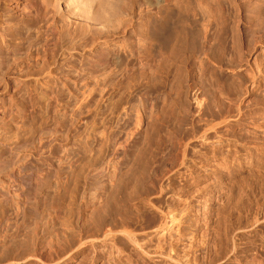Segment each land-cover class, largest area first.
<instances>
[{
  "label": "rangeland",
  "instance_id": "rangeland-1",
  "mask_svg": "<svg viewBox=\"0 0 264 264\" xmlns=\"http://www.w3.org/2000/svg\"><path fill=\"white\" fill-rule=\"evenodd\" d=\"M139 1L123 33L84 43L59 35L67 25L28 0H2L0 260L32 246L60 251L84 235L85 251L63 264H143L124 233L154 232L165 206L183 198L208 216L200 226L210 225L209 256L220 258L247 220L241 196H262L250 189L264 186V77L248 92L250 73L264 69V0H169L173 20L190 14L198 27L164 44L151 36L154 10ZM154 185L167 190L162 211L150 206ZM189 223L184 252L208 228L192 235ZM247 229L248 251L220 263L264 260L262 232Z\"/></svg>",
  "mask_w": 264,
  "mask_h": 264
},
{
  "label": "bare ground",
  "instance_id": "bare-ground-1",
  "mask_svg": "<svg viewBox=\"0 0 264 264\" xmlns=\"http://www.w3.org/2000/svg\"><path fill=\"white\" fill-rule=\"evenodd\" d=\"M138 2L140 3L142 1H139V0H28L27 6H30L32 9H34V11L36 10L38 14H39V12H44V14H45L44 16H49V19L51 21L56 19V20H60V22L62 21V23L64 22L67 25V27L66 26L63 27V29L59 31V35L64 36V37L76 35L78 38L80 37L81 42L89 43L91 41L92 42L93 41H96V42H100V41L103 42L104 41L105 42L107 39H110L112 37L115 38V36H117L120 32L123 33L126 25H128L127 23L130 21L129 19L133 16L132 15L133 12H135L136 6L139 5ZM0 4H2V0H0ZM3 4L4 5L6 4L5 1L3 2ZM143 4L146 5V7H148V9L150 11L154 10V12H155V13H150V12L148 13V18L150 19L149 21H151V18L153 19L152 22H153L154 26L152 24L153 29L151 30V32H152L151 36H153L154 39L159 38L158 40L164 41L163 42V44H164L167 40L169 41V40H172L173 38L179 39V37H181V36L190 35V32L191 33L193 32L192 35L195 36L194 31H196V28L198 27L197 26L198 22L196 21V19H194L190 14H188V15L185 14V15L179 16V18L173 20L170 16V13H171V10H173V7L170 5L169 0H143ZM3 8H1V11H2V13H4V15L2 13H0V19H1L0 20V26L3 24L4 27H9L10 22L8 20H6V21L3 20L6 16L5 15L6 11H4ZM37 13H36V16H39ZM40 15H42V14H40ZM22 17L24 19L30 18V21L32 19H34L32 16H30L29 13H24L22 15ZM43 18H41V19H43ZM45 19L47 20L48 17L47 18L45 17ZM49 19H48V21H49ZM43 21H44V19H43ZM55 22H54V24H55ZM54 24H52V25H54ZM69 28L72 29V31H69ZM166 28L167 29L169 28V29L166 30ZM164 32L166 34V35L164 34L166 37L165 38L161 37L162 39H160V36H162ZM192 35H190V36H192ZM158 40L156 43H158ZM235 76L240 77V73H237ZM263 77H264V69H261V70L257 71L256 73H253V72L250 73L249 79L251 80V83L253 86H252V89H250L251 91H249L248 93L253 94V93H255V91L258 88H260V86L263 87L261 85L262 84L261 80ZM237 88H238L237 91L241 92V94H243V95H244L245 91L246 92L248 91L247 90L248 88L247 89L244 88L243 90H241L242 85H240V84H239V87H237ZM239 88H241V89H239ZM196 100H197V98H196ZM203 101H204V97H203ZM205 101H206V98H205ZM249 102H250V100H248V103ZM242 103H244L243 100L238 99V113L240 115H244V111H242V107H241ZM255 103H257V102H255ZM198 104L200 106L202 105L201 102L199 103V101H198L197 105ZM259 104L262 106L263 103L261 104L260 100H259ZM206 105H207V103H206ZM242 105H244V104H242ZM249 105H251V103ZM202 107H204V106H202ZM197 108L200 109L201 107L198 106ZM207 108H209V107H207ZM243 110H245V109H243ZM202 111L204 112V109ZM258 113H257V115H259ZM208 114L209 113H207V115ZM200 118H202V116ZM262 121L264 122V118L262 119ZM208 122H209V120H208ZM235 122H237V121H235ZM262 126H264V124ZM207 129H209V128H207ZM204 136H205V134H204ZM208 139H209V137H208ZM219 146L220 145H217V147L214 148L215 150H217V152H218ZM212 149H213V147H212ZM185 152H186V147H185L184 153ZM261 156H260V158H261ZM254 176H255V174H254ZM151 183L155 184V182H152V180H151ZM151 183L147 182V184H149V185ZM145 185H146V182H145ZM170 185H171V183L169 184V186L167 184L168 188H166V189L168 191L169 190L174 191L171 189L173 186L171 185L172 187H170ZM262 185L263 184H261V186H259V183H258V185H256V188H255V186H251V188L252 187H254V188L250 189V190H256L255 191L256 193L260 192L259 190H262V193L260 192V195L262 194V196L259 195L260 198H257L255 196H254V198H251V196L247 193L245 194V196H241L242 202L245 204L244 210H246V212H244V213H245V215H247L246 216L247 220H246L244 225L240 223L234 227L233 231H231V242L230 243L232 244V246H230L231 248L229 247L231 250L230 251L228 250L229 249L228 246H227L228 251H227V253L225 252L226 254L222 250L223 252H221V254L222 253L223 254L222 255L219 254V255L223 256V257L219 258L217 256V258H216V256L215 257L213 256L214 258H212L211 256H209L210 252L208 250L207 231H209L210 225H208V223H206V222L204 223V225H201V226H206L208 228H206V229L203 228L205 231L204 232L202 231V233L199 237L200 240H198L199 242L197 241L195 236L191 237L192 239H190L191 241L189 240L190 242L188 243L189 247L187 246L188 247L187 251L186 252L181 251V250H185V249L181 248L184 245L183 243H186V242H184V239H182L183 238L182 232H183L184 228L187 227L188 222H190V223L193 222L192 223L193 225H191L189 223L191 225V227L193 228L191 230V233L193 235L194 233H196L197 231L200 230L201 220L204 219L203 221H205L208 216L204 217L206 213L203 214V216H201L200 214H194L191 211L192 206H190L189 203L184 198L182 200L178 199V200L172 202V204L169 203L168 205L165 206L164 205L165 203L162 201L164 199V196H165L164 195L165 192H163V191L164 190L167 191V190L164 189L162 186H161L162 187L161 188V187L154 185V186H151L152 188L150 187V189H149V190H152L153 192H159L160 193V196H157L156 198H154V200H150V204H151L150 206H152V208L153 207L158 208L161 211H162V209H164V206L166 207V209H164V211H162L160 213L161 218L159 219V221L161 220V222L159 223L157 221V223L159 224V225L157 224L158 227L153 226L154 228H156V229H153V230H155L154 232H151L150 234H142L141 236L131 235L130 233L126 232V233H124L125 240L128 243H130V245L133 246L135 249L140 250V252L138 251V254L141 253V255H140L141 260L144 263L146 262V264H147V262L149 263V261L153 257L156 258V261H157V258H159L157 262H160V264H162V263L163 264H198V262H197V261H199L198 259L202 260V261H199V262H201V264L202 263L203 264H217V263L219 264L220 260H224V259L226 261L227 260L230 261L231 259L237 261L240 258L239 256H241L246 251H248L249 246L246 243H242L243 242L242 240L243 239L245 240V238H244L245 231L244 230H246V228H248L247 230H252L255 233L256 232L257 233L262 232V235L264 236V193H263L264 192L263 191L264 186L262 187ZM174 188L176 189V187H174ZM149 190H147V191H149ZM149 192H151V191H149ZM255 192L253 191L252 195L257 196V194H259V193L255 194ZM165 194H167V193H165ZM142 196H143V194H142ZM140 197H141V195H140ZM208 200H211V198L208 197L206 202ZM166 202H168V201H166ZM160 208H162V209H160ZM153 220H156V219H153ZM105 222H103V223L105 224ZM101 225L103 226V224L101 223L100 227H98L99 229L101 228ZM188 227L191 228L190 226H188ZM258 227H259V229H258ZM105 234H106V232H105ZM108 234H110V233H108ZM243 234H244V236H243ZM88 237H90V236H88ZM83 238H85L84 235L79 237L78 240H74V242L72 241V243L70 241L71 244H68V245L66 244V246L64 248L62 247V249L60 251H57V250L51 251V249H50L51 252L48 254H45L47 252H43L45 250V248H44V250H42L43 249L42 245H41V249L38 246H32L30 248L22 249V250L17 251V253L14 252V253H10V254L3 256V258H1V260H0V264H63L64 261L74 260L80 252L85 251V249H83V248H85V245L88 242H85V241L82 242ZM88 239H90V238H88ZM263 239H264V237H263ZM118 240H119V237H118ZM153 241L155 244L156 243L157 244L155 245V248L152 249V252H150L151 250H147V247L150 249L152 247L151 244ZM194 242H198V245H195ZM76 245H77V249L74 250V247ZM242 245H243V247H242ZM126 246H128V245H126ZM225 251H226V249H225ZM121 252H119L120 256L118 257V259H125L126 260L128 258V256L126 254H124L125 252L124 253H121ZM181 253H183V254H181ZM196 253L197 254L199 253V255H197ZM189 254H190V256H189ZM200 255H202V256L200 257ZM153 261H155V260H153ZM226 261L221 262L220 264H229V263H227L228 261L227 262ZM140 264H141V262H140ZM249 264H264V260L261 257L253 254L252 258H250Z\"/></svg>",
  "mask_w": 264,
  "mask_h": 264
}]
</instances>
